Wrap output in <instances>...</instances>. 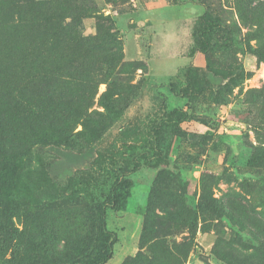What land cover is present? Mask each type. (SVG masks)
I'll use <instances>...</instances> for the list:
<instances>
[{"label":"rangeland","instance_id":"obj_1","mask_svg":"<svg viewBox=\"0 0 264 264\" xmlns=\"http://www.w3.org/2000/svg\"><path fill=\"white\" fill-rule=\"evenodd\" d=\"M37 1L62 2L58 6L78 13L87 9L73 35L112 33L122 55L114 71L96 72L106 81L84 108L67 146L75 152L95 146V160L62 183L72 186L73 195L40 202L19 198L17 210L9 213L14 231L9 249H0V264H71L91 255L97 208L117 178L133 170L124 147L146 143L153 151V127L175 109L188 114L183 134L158 139L163 161L152 167L142 160L143 167L130 176L126 206L108 211L107 227L118 240L107 264H262L257 236L264 239V162L256 158L264 153V0ZM14 2L0 0V31L6 34L0 41L10 44L0 52V111L5 67L26 48L21 37L28 29ZM205 13L219 17L222 29L199 67L223 75L226 84L182 97L172 89L185 86ZM40 32L37 28L34 37ZM36 55L42 62L55 58L47 51ZM35 84L38 88L39 77ZM106 92L113 112L102 106ZM128 128L134 135L123 139L120 133ZM40 156L19 161L23 177L39 168ZM49 191L55 193L54 187ZM29 192L38 194L33 185ZM10 206L6 197L0 199V210Z\"/></svg>","mask_w":264,"mask_h":264},{"label":"trees","instance_id":"obj_2","mask_svg":"<svg viewBox=\"0 0 264 264\" xmlns=\"http://www.w3.org/2000/svg\"><path fill=\"white\" fill-rule=\"evenodd\" d=\"M14 1L19 21L24 27L26 25L28 32L21 37L22 45L26 46L23 56L16 63L6 65L3 81L6 97L0 111V199L6 197L11 203L7 211L0 210V249L3 250L9 249L10 234L14 231L13 216L11 218L9 213L17 210L22 195L34 198V202H40L38 198L73 195L72 186L62 183L72 178L75 168L84 167L95 160V146L80 152L69 150L67 146L76 126L85 116L84 108L86 111L92 105L98 85L106 81L96 78V72L102 67L114 71L122 55L120 42L112 33L100 31L95 37L79 35L77 38L73 35V32L75 35L78 33L76 27L88 15L87 9L78 13L73 7L58 6L62 2ZM68 18L71 19L70 24H66ZM37 28L41 32L35 38L33 32ZM221 29L219 17L210 13L202 16L194 64L187 69L185 86L180 90L173 88V93L190 97L200 94L205 88H219L226 84L223 75L211 70L202 71L199 67L212 51ZM4 34L0 31L1 39L5 37ZM36 39L38 41L33 48ZM9 46L8 39L0 41V52H7ZM36 50L47 51L55 58L51 62H42L37 58ZM66 53L69 59L64 58ZM37 77L40 79L38 88L35 84ZM110 101L106 92L101 102L109 112L113 110ZM187 119L188 114L184 110L169 111L168 119L152 129L155 146L151 152L147 150L146 143L124 147L133 170L127 169L117 178L107 199L97 208L93 253L71 264H107L113 258L118 238L107 227L108 211L124 209L133 187L131 174L143 167L142 160H147L152 167L158 166L163 161L162 153L158 150V139L164 133L183 134L182 124ZM120 134L123 139H129L134 131L128 128ZM34 153L43 155L38 159L39 168L30 170L27 178L23 177L19 171V161ZM44 156L54 158L46 160ZM155 160L158 163H153ZM256 162H264V153L256 158ZM30 185L37 189V196L29 192ZM49 187H54L55 193H51ZM24 235L21 231V237ZM257 239L264 264V239L258 236Z\"/></svg>","mask_w":264,"mask_h":264}]
</instances>
